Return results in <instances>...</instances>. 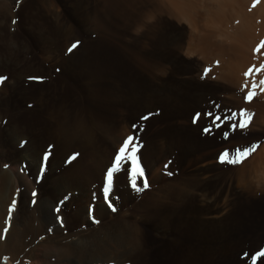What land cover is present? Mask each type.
<instances>
[{
    "label": "rangeland",
    "instance_id": "obj_1",
    "mask_svg": "<svg viewBox=\"0 0 264 264\" xmlns=\"http://www.w3.org/2000/svg\"><path fill=\"white\" fill-rule=\"evenodd\" d=\"M166 1L0 0V77H6L0 81V177L10 167L18 177L7 200L0 178L6 195L0 264L23 261L46 239L29 233L20 252L7 250L16 214H36L44 196L52 197L45 216H54L53 225H60L58 205L64 213L87 207L92 219L99 200L120 223L136 222L139 244L126 245L118 262L105 264H253L252 255L264 248V70L251 57H243L251 65L239 62L228 35L209 41L223 45L221 57L213 47L205 51L193 29L201 18L189 22ZM228 61L239 62V70L245 65L240 74L249 84L221 73ZM246 72L262 74L258 81ZM242 109L251 121L233 130L225 117ZM128 135L137 138L148 187L133 190L122 171L112 211L102 193L103 173ZM252 144L256 149L242 163L218 162L225 149ZM95 156L104 158V167L89 187L80 171ZM11 197L16 204L9 218Z\"/></svg>",
    "mask_w": 264,
    "mask_h": 264
},
{
    "label": "bare ground",
    "instance_id": "obj_2",
    "mask_svg": "<svg viewBox=\"0 0 264 264\" xmlns=\"http://www.w3.org/2000/svg\"><path fill=\"white\" fill-rule=\"evenodd\" d=\"M166 2H169L170 5L172 6L170 7L173 9L175 8L176 9L175 12L177 11L178 14L182 15L181 17L184 16V18L186 17L187 19H191L189 20V22L196 21L195 18L197 19L199 17L201 18L199 19L200 20L199 23L196 24L193 29H195L194 30L195 36L198 38V41L201 44H203L202 46L205 51H209L213 47V51H214L213 54L216 56L220 55L219 57H221L223 53L221 50V54H220V49L223 45L217 42L218 45H221L220 48L219 46L214 44L210 46L209 41H213L217 37L218 38L220 37L219 39L221 40V37L224 36H225L224 38L226 39V35H228L229 40L231 38L229 42L235 41L232 44L230 43L231 46H229V51L232 49L231 52L235 51L239 53L238 54L239 57H242L241 58L242 61L240 60L239 62H243L244 64L248 65L250 64V62L248 63L246 62V60L248 61L249 58L251 57L252 64H254L255 66L257 65L258 67L257 66L256 67L258 70L259 67H262V69L264 70V47H259V48L257 47L258 45L261 44L262 41H264V0H168ZM253 4L257 6L253 7ZM197 15L199 17H197ZM193 22L191 23L192 25ZM229 29H231V32H229ZM217 39H215L213 43H215ZM223 48L224 47H222V49ZM223 52L225 53V50H223ZM208 53H210V51ZM243 57L246 59L245 61H243L244 59ZM213 58H215V56ZM229 61L225 63L224 66H222L223 68H221V70L223 69L224 73H222L223 70L221 71V73L224 75L228 74L226 75V77L228 78L232 77L233 79L235 78L236 80L239 81H245L244 83L249 84L248 82L250 80L248 79L250 77L248 79H245L244 76L240 74L241 72L244 74L243 68L245 65L242 66L240 64V67L243 68L242 69L240 68L239 70L238 69L239 62L237 65L236 61L235 62L233 61L229 62ZM249 68L250 66H248V69ZM251 72L253 73L254 71ZM251 72H249L248 76L253 75L254 77L255 76L259 77V75L262 74L261 72H259L260 74L255 75V73L252 74ZM261 76L259 78L261 80H264V74H262ZM258 77L257 79L259 81ZM253 79L252 81H254ZM257 79L255 80L256 83H257ZM262 96L264 97V93L262 94ZM261 116L264 117V115ZM261 149H262L261 152H264L263 151L264 146ZM100 158L101 157L95 156V158L93 159V165L91 167L86 165L87 167L85 168L84 171H80L79 169V171L82 172V175L84 177L83 181L88 183L89 187L91 186L92 183L95 182V178L98 177L99 174H101L102 172L101 169L104 167L103 166L104 158L103 159ZM88 162L87 164L90 163ZM261 169L264 170V167L262 168L260 167V171ZM1 176L3 180L6 179L7 182L5 185V188L7 186V189L9 191L7 194V198L5 199L7 200L8 195L12 194V191L14 190V186H16L17 184L18 177L15 174L14 167H10L8 170L2 172ZM248 186H251V184ZM2 194H4V188L0 184V228L2 226V220L4 218L2 208L5 200L1 201ZM4 198L5 197H3V199ZM51 198L52 197L50 196L49 197L44 196L42 199L39 200L36 210L37 216H35L36 214H29L27 216L25 215L18 216V214H16L15 221L9 231V234L7 232L8 238L6 239L7 250L8 252H11V254H13L11 256H14L16 252L18 253L21 251L22 247L26 243L25 238L27 237V235H29V233L33 236V239L36 236H38L40 233H45L47 235L46 239L43 242L35 243V244L39 243L38 244L39 247L36 250L37 252L35 251L36 252L35 254L34 253L33 255L26 254L24 260L23 261L19 260L17 264H22L26 259L30 260V264H105V262L108 261H114L116 263L119 260L120 251L126 245H130L131 247H134L139 242L137 238L138 226L136 225V222H131L129 226L120 223L121 216H113V214L112 215L106 214L107 211L104 210V206L102 203H100L101 201L99 199H97L99 200V204H100L98 209L99 212L98 213L95 212L92 215L94 217V220L98 217L106 218L109 216L110 219L105 221L104 218L103 220L104 222L102 221V224H96L93 220V217L92 219H90L87 216V211L89 209L86 207V208H80L72 213H64V211L63 212L59 211L60 213H58L57 216L60 217V225L59 224L58 226L53 225L52 220L54 216L52 217L49 216L50 220L45 216L46 208H48L52 203ZM87 201L89 202L90 200ZM35 205L37 204L35 203ZM15 222L18 225H16ZM80 226L85 227L83 228V231H80L81 229ZM49 229H51L52 231H49ZM35 244L34 246H36Z\"/></svg>",
    "mask_w": 264,
    "mask_h": 264
},
{
    "label": "snow or ice",
    "instance_id": "obj_3",
    "mask_svg": "<svg viewBox=\"0 0 264 264\" xmlns=\"http://www.w3.org/2000/svg\"><path fill=\"white\" fill-rule=\"evenodd\" d=\"M79 41L74 42L68 49V52L71 53L74 49H76L79 46ZM264 47V41L261 42L260 45L257 46ZM59 71V70H58ZM207 71V69L205 70ZM251 71V70H250ZM245 75L247 76L248 73L246 72ZM6 79V77H0V81H3ZM29 79H40L38 77H29ZM262 85H264V80L260 82ZM255 87V85L253 86ZM264 90V89H262ZM254 93L252 91H249L245 97L246 100L251 101ZM151 114L148 116H144L141 119H148ZM238 118V122H237ZM221 118L217 117L216 120L219 121ZM226 120L232 121L231 128L235 130L237 127L240 129H244L248 126V123L251 121V115L244 109L240 110L239 113L232 112L230 116L225 117ZM195 122V118H194ZM219 126V125H217ZM135 127V125H133ZM204 131H208V129H204ZM228 132L224 133L225 138L228 137ZM137 138L134 135H128L125 139H123L122 144L120 147L115 150V154L113 158L110 161L109 166H107L106 171L103 173V180H102V193L104 196L105 203L108 205L112 211H116V209L113 207L114 202L111 199V193L112 189L114 187L115 177L123 172H126L128 176V184L129 186L137 191L140 192L148 187V181L145 175L144 167L142 166L139 156H138V150L139 145L136 142ZM257 145L252 144L249 147H245L243 149L236 148L234 150H228L225 149L222 151L218 156V162L224 164H231L236 165L242 163L255 149ZM79 154L74 153L71 157H69V161L75 159ZM47 156V153H45V157ZM7 167V165H5ZM171 175V173H169ZM142 182L143 187L140 186V183ZM37 193L35 191L32 192V196L35 197ZM67 197H65V200ZM61 204L64 203L62 200L60 202ZM16 204V200L13 199L12 204L9 206V218L11 217V213L13 210V207ZM56 211H61L59 205L56 207ZM91 211V210H90ZM57 219L59 220L60 217L58 216ZM94 220V217H93ZM97 222L98 221H95ZM8 231V225L6 224V227L4 229V234L6 235ZM49 231H52L49 229ZM260 257H264V248L257 251L254 255H252V261L253 264H255L256 260Z\"/></svg>",
    "mask_w": 264,
    "mask_h": 264
}]
</instances>
